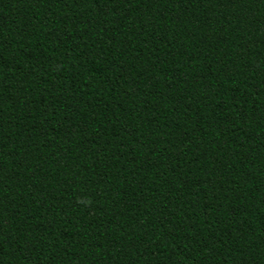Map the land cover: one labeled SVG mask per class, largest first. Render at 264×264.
<instances>
[{
	"label": "trees",
	"instance_id": "1",
	"mask_svg": "<svg viewBox=\"0 0 264 264\" xmlns=\"http://www.w3.org/2000/svg\"><path fill=\"white\" fill-rule=\"evenodd\" d=\"M0 264H264V0H0Z\"/></svg>",
	"mask_w": 264,
	"mask_h": 264
}]
</instances>
